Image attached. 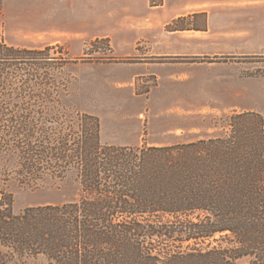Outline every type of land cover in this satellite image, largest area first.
<instances>
[{
    "label": "rangeland",
    "instance_id": "1",
    "mask_svg": "<svg viewBox=\"0 0 264 264\" xmlns=\"http://www.w3.org/2000/svg\"><path fill=\"white\" fill-rule=\"evenodd\" d=\"M95 38H106L112 52L101 47L105 57L87 54ZM0 40L52 46L51 63L60 66L39 81L28 69L26 80L15 70L18 78L7 79L9 97L0 93V108L8 103L2 120L35 115L45 122L42 130L57 133L62 125L73 139L87 113L99 119L101 144L139 147L222 136L234 112L264 117V0H0ZM29 78L34 87L50 88L23 93ZM54 120L59 124L48 123ZM5 129L0 190L12 194L15 214L79 199L73 168L23 173L15 148L27 145L28 135ZM22 264L51 262L40 253ZM234 264H249V257Z\"/></svg>",
    "mask_w": 264,
    "mask_h": 264
},
{
    "label": "trees",
    "instance_id": "2",
    "mask_svg": "<svg viewBox=\"0 0 264 264\" xmlns=\"http://www.w3.org/2000/svg\"><path fill=\"white\" fill-rule=\"evenodd\" d=\"M101 47L112 52L106 38H95L86 53L105 57ZM53 49L0 40V93L10 89L8 78H18L15 70L24 71L26 80L28 69L36 81L58 70L51 63ZM26 85L23 93L50 88ZM4 103L0 111L7 110ZM6 117L0 118V132L8 133L7 127L17 137L28 135L27 145L15 148L20 170L37 176L45 169L73 168L81 193L75 201L28 206L15 214L12 194L0 190V264H22L26 255L40 253L51 264H234L241 256L264 264L259 112L232 113L222 136L139 147L101 144L99 119L92 114L80 115L73 139L62 125L57 133L42 130L45 122H36L35 115H15L10 122Z\"/></svg>",
    "mask_w": 264,
    "mask_h": 264
}]
</instances>
